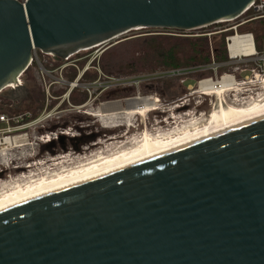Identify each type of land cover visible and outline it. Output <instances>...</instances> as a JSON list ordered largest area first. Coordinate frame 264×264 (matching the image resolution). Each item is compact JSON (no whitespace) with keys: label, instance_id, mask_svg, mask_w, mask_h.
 Here are the masks:
<instances>
[{"label":"water","instance_id":"1","mask_svg":"<svg viewBox=\"0 0 264 264\" xmlns=\"http://www.w3.org/2000/svg\"><path fill=\"white\" fill-rule=\"evenodd\" d=\"M255 0H0V92L33 50L195 32ZM0 264H264V116L0 206Z\"/></svg>","mask_w":264,"mask_h":264},{"label":"rangeland","instance_id":"2","mask_svg":"<svg viewBox=\"0 0 264 264\" xmlns=\"http://www.w3.org/2000/svg\"><path fill=\"white\" fill-rule=\"evenodd\" d=\"M236 22L237 21H230L216 24L202 30L190 32L187 35L209 36L208 38L212 36L217 37L218 33L226 32L227 29L233 26ZM251 26H255V24H252ZM249 27L250 25L243 29L248 30ZM176 33L177 31L170 30L138 29L122 35L96 49L80 52L78 55L71 57L69 63H75L95 51H105L117 44L143 36L173 35ZM261 49L264 51V40L261 42ZM77 66L79 68L81 67L78 63ZM36 69V65L34 64L29 67L28 71L32 77L30 80L27 79L26 73L22 74L20 77L22 85L19 88H7L0 92V116L3 115L9 120L11 119L8 125L0 123V137L10 136L15 144L18 145L17 148H10L7 151L8 155L6 157L7 161L9 160L7 165L3 164V158H0V173L6 170H12L13 165L21 163L26 164L31 159L36 160L35 167L33 165L34 169L32 167L33 176L39 177L44 173V170L51 172V174L56 173L58 170L60 171V169H68L75 164L88 162L103 151L109 150L110 152L108 151L107 154H111L113 151L118 150V147H124L127 140L135 141V138L136 140H140L144 133L162 134L166 133V131H174V129H178L180 126H184V124L186 125V123L192 119L200 118L201 121H204L214 109V106L212 108L210 107L208 101L203 100V98L199 97L197 94H190V92L183 88L187 84H193L194 81L192 80L185 82L183 87L177 80L146 82L140 85L139 91L141 95L146 96L152 94L149 97L155 98L157 100L156 102H158L155 104L156 107H158L155 112L153 111L144 114L143 116L122 112L127 109L126 102H129L130 99L136 97L131 92L126 94V96L129 97H122L125 96L123 94H115L113 96V98H115L113 101L119 102L121 109L118 104L103 106L104 103L114 102L101 103L104 100L100 98L101 96L97 95L99 93L92 95L93 98L98 96L95 102L90 101L94 103L87 104L81 109L74 108L75 105L70 103L71 100L68 102L64 101L66 103L64 105V102L60 103V101H55V104L54 102H50V104L47 105L48 102H45L46 87L48 86V84L45 85V83H47V79L43 80L40 78ZM67 75L68 74H65L63 78L66 81H69L66 77ZM210 75L212 74H206V76ZM135 81L136 79L133 80V82ZM33 86H36L39 92L44 95V102L43 108L37 111V115L33 118L38 119V121L36 123H29L32 119L27 122H24V120L25 118H29L35 107V104L32 101V95L29 93V89ZM255 86L257 85L255 84ZM67 89L66 86L52 85L48 91L50 95L62 97L66 94ZM90 91L92 92V89H90ZM245 92L246 91L243 88L240 90L238 88V90L233 91L229 97L234 99H232V102H244L243 98L246 97ZM257 92H260V90L258 89ZM248 95L253 96V93H249ZM184 97L189 100L187 102H194V106L187 110L176 112L175 105L179 104L178 102H181L179 100ZM4 99H6V104L2 103ZM134 102H144V100L142 99ZM199 104H202L204 109L194 108ZM56 106L58 107L56 108ZM100 111L103 113L102 115L105 116H96ZM46 115H50L51 117L45 119L44 117ZM126 115L130 116L127 117ZM15 118H22V121L20 120L16 123ZM102 126H105V128ZM64 129L69 134L75 136L73 138H70L69 136L61 137L60 143L50 142L48 144H42L39 141V137L43 134L49 133V131ZM20 144H23V146ZM11 161H13V165ZM21 176L22 175L15 173L5 178L0 177V184L15 179L17 180ZM25 176H29V173ZM2 190L3 188L0 187V192H2Z\"/></svg>","mask_w":264,"mask_h":264},{"label":"built area","instance_id":"3","mask_svg":"<svg viewBox=\"0 0 264 264\" xmlns=\"http://www.w3.org/2000/svg\"><path fill=\"white\" fill-rule=\"evenodd\" d=\"M264 18V0H255L253 4L246 10V12L238 19L233 26H231L227 31H232L230 36L225 38L227 57L226 62L217 63L213 59L211 52V62L206 66L192 67V68H179V69H168V70H156L150 72L139 73L136 75H121V76H109L103 74L99 69V59L104 51H95L90 55L81 58L75 63H69L68 57L66 59H55L51 55L42 54L37 50H33V58L31 65H36V70L38 76L43 80L47 79L48 86L46 87V99L45 102H59L69 101V95L73 90L78 89L79 91H85L88 95L87 101L82 104L75 106L76 109H81L87 104H92L96 101L98 96L108 94L116 90L133 89L134 98L140 97L141 99L146 98L152 94L143 96L139 91L140 85L146 82H158L163 79H171L179 81V84L183 87V84L188 80L194 81L193 84H187L183 88L186 89L190 94H197L203 100L208 101L210 107H213V103L216 101L214 98V89L219 87L221 83H233L235 88H243L246 92V97H244V102H232L233 98L229 95L232 94L231 88L224 91L226 96V104H249L253 100L264 99V51H257L254 44L253 34L250 32H242L241 27L249 22ZM190 32L177 31L175 36H200V35H187ZM209 37V36H208ZM232 37L246 38L248 39L253 47V52L245 53L240 51V53H234L233 55L229 51V41ZM105 45V44H104ZM103 46V45H100ZM100 46L94 47L96 49ZM90 49V50H92ZM89 51V50H87ZM73 57V56H72ZM85 59V64L82 67H78L77 63ZM30 65V66H31ZM74 68L77 71V75L73 81H66L63 76L69 73V69ZM94 70L97 72V77L94 80L85 81L83 76L86 72ZM208 72L212 75L206 77H200L198 73ZM136 79L135 82L133 80ZM226 79V80H224ZM226 81V82H225ZM255 84L257 86H255ZM20 77L18 78L17 86L14 88H19L21 86ZM52 85L66 86L67 92L62 97L50 95L48 89ZM249 87V88H248ZM260 92H257L258 89ZM92 89V92L90 91ZM97 94V97H92L93 94ZM253 93V96L248 95ZM132 98V97H130ZM124 98V99H130ZM132 98V99H134ZM146 100V99H145ZM234 100V99H233ZM94 101V102H90ZM104 102H114L113 100L102 101ZM158 103V102H156ZM46 105V106H47ZM128 105V104H127ZM126 105V106H127ZM60 106V104H59ZM58 106H56L57 108ZM50 115H46L44 118H50ZM11 120V119H10ZM10 120L5 116H0V123L9 124ZM22 121V118H15V122L18 123ZM38 119H32L29 123H36ZM105 128V126H102ZM117 127V126H112ZM69 136L73 138L75 135L69 134L65 129L49 131V133L41 135L39 141L42 144H48L50 142H58L61 137ZM0 138H4L0 137Z\"/></svg>","mask_w":264,"mask_h":264},{"label":"bare ground","instance_id":"4","mask_svg":"<svg viewBox=\"0 0 264 264\" xmlns=\"http://www.w3.org/2000/svg\"><path fill=\"white\" fill-rule=\"evenodd\" d=\"M228 48L232 55L234 53H240V51L245 53L253 52L252 44L246 38L232 37L229 41ZM262 87L264 88V84ZM230 88L232 93L233 91L238 90V88L233 87V83H221L219 87L214 89V98L216 99L213 104L214 109L204 121H201L200 118L192 119L191 121L187 122L186 125L184 124V126L174 129V131H166V133L162 134H151L149 132L147 134L144 133L142 138L140 136V140H136V138L135 141L127 140L124 147H118L119 149L113 151L111 154H107L109 150L103 151L97 154L94 159L92 158L90 161L83 164H75L71 168L60 169V171L58 170L56 173L52 174L51 172L44 170V173L42 175L39 174V177L33 176V171H31L27 177L21 176L17 180L15 179L13 181L0 184V187L3 188L2 192H0V206L37 191L79 179L155 150H159L260 116H264V99L260 101L253 100L250 101L251 103L249 104H226L227 101L224 91ZM240 89L242 88H239V90ZM139 100L142 99L140 97L130 99L129 102H126L128 104L126 107L127 109L122 112L143 116L144 114L151 113L153 111L155 112L158 109V107L155 105L157 100L153 97L148 96L144 98V102H134ZM111 104L119 105V102L104 103L103 106H108ZM120 106L121 105H119V108ZM102 114L103 113L100 111V113L96 114V116H105ZM20 145L23 146V144ZM17 147L18 145L15 144L12 137L4 136V138H0V158H3V161L1 160L3 164L7 165V162L9 161H7L6 157L8 155L7 151L10 148L14 149Z\"/></svg>","mask_w":264,"mask_h":264},{"label":"trees","instance_id":"5","mask_svg":"<svg viewBox=\"0 0 264 264\" xmlns=\"http://www.w3.org/2000/svg\"><path fill=\"white\" fill-rule=\"evenodd\" d=\"M255 24V26H251ZM250 25L248 30L243 28ZM242 32L254 33V44L257 51H262L261 42L264 40V18L252 21L241 27ZM232 31L218 33L217 37L210 38L206 36H175V35H150L129 40L112 46L105 50L99 59V69L103 74L109 76L121 75H136L144 72H151L156 70H168L179 68H192L199 66H206L211 62V52L213 59L217 63L226 62L227 49L225 38L230 36ZM261 40V41H258ZM85 61L82 60L78 64L82 67ZM24 72L26 77L30 80L31 74L28 71ZM208 72H200V77H206ZM77 71L74 68L69 69L66 76L69 81L74 80ZM97 77V72L94 70L88 71L84 74L85 81L94 80ZM170 81L171 79H163V81ZM160 81V80H159ZM133 89L116 90L108 94L102 95V100H113L115 94L133 93ZM32 95V101L35 104L34 110L29 118H25L24 122L33 119L37 115V111L43 108L44 95L39 92L36 86L29 89ZM62 93V92H61ZM60 93V94H61ZM88 95L85 91L79 92L73 90L69 95L71 104L78 106L87 101ZM4 99L3 104L7 102ZM56 102H54L55 104ZM66 104L65 102L63 105ZM60 143V140L58 141Z\"/></svg>","mask_w":264,"mask_h":264},{"label":"flooded vegetation","instance_id":"6","mask_svg":"<svg viewBox=\"0 0 264 264\" xmlns=\"http://www.w3.org/2000/svg\"><path fill=\"white\" fill-rule=\"evenodd\" d=\"M184 98H181L179 100L181 102H178L179 104L175 105V109H176L175 111L176 112L184 111V110H187V109H189V108L194 106V104H195L194 102H187L189 100L186 99V98L184 99ZM194 108H196V109H201V108L204 109V106L202 104H199L198 106H195ZM35 161H36L35 159H31L26 164L21 163V164H17V165H13V161H11V163L13 165L12 170H6L4 172H1L0 173V177H4L5 178V177L10 176L11 174H15V173L16 174L18 173V174H20L22 176H25L26 174H28L29 172L32 171V167H33L32 165H34V166L36 165ZM37 163H39V162H37ZM33 169H34V167H33Z\"/></svg>","mask_w":264,"mask_h":264},{"label":"crops","instance_id":"7","mask_svg":"<svg viewBox=\"0 0 264 264\" xmlns=\"http://www.w3.org/2000/svg\"><path fill=\"white\" fill-rule=\"evenodd\" d=\"M263 51V50H262Z\"/></svg>","mask_w":264,"mask_h":264}]
</instances>
